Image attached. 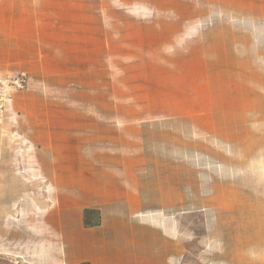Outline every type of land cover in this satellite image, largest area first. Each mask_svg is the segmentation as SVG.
<instances>
[{
  "label": "rangeland",
  "instance_id": "1",
  "mask_svg": "<svg viewBox=\"0 0 264 264\" xmlns=\"http://www.w3.org/2000/svg\"><path fill=\"white\" fill-rule=\"evenodd\" d=\"M125 202L167 264H264V0H0L11 243L62 249L58 204Z\"/></svg>",
  "mask_w": 264,
  "mask_h": 264
},
{
  "label": "crops",
  "instance_id": "2",
  "mask_svg": "<svg viewBox=\"0 0 264 264\" xmlns=\"http://www.w3.org/2000/svg\"><path fill=\"white\" fill-rule=\"evenodd\" d=\"M52 135V132L45 134L44 139L48 141L49 138V141L43 144V152L64 151L65 148L52 143V139H56L55 134ZM126 195L127 193L124 194L125 197ZM58 205L59 212L54 214L52 224L55 226L56 241H62L64 245L62 249L53 251L41 248L38 243L29 255H23L19 246L11 243L1 217L0 255L6 258V264H167L166 249L162 250L161 246L153 245L146 237L147 224L136 221L132 226L129 225V217H135L143 212L145 204L125 202ZM115 206H119L120 210L115 211ZM85 210L98 211L99 225L84 226ZM73 211L75 218L72 215ZM16 216H19V212H16ZM116 225L123 226V229L117 230ZM16 241L17 239H14L15 243ZM146 245L150 250L145 249Z\"/></svg>",
  "mask_w": 264,
  "mask_h": 264
},
{
  "label": "trees",
  "instance_id": "3",
  "mask_svg": "<svg viewBox=\"0 0 264 264\" xmlns=\"http://www.w3.org/2000/svg\"><path fill=\"white\" fill-rule=\"evenodd\" d=\"M99 216L98 211L96 210H85L84 217H83V224L85 227H94L99 225ZM82 264H89V263H82Z\"/></svg>",
  "mask_w": 264,
  "mask_h": 264
}]
</instances>
